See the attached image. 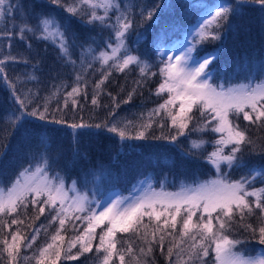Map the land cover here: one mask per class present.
Instances as JSON below:
<instances>
[{"label":"snow or ice","instance_id":"1","mask_svg":"<svg viewBox=\"0 0 264 264\" xmlns=\"http://www.w3.org/2000/svg\"><path fill=\"white\" fill-rule=\"evenodd\" d=\"M50 6L62 8L68 14L63 22ZM252 6H255L264 18V0H234V3L206 5L204 16L194 27L196 37L194 43L181 50L179 55L168 56L159 68L162 79L156 94L167 92L168 98L153 109V113L155 115L166 113L171 120V126L176 129L174 135L160 138L175 142L179 136H184L185 130L193 121L194 116L190 113H193L195 108L202 121L192 131L199 133L211 131L218 134V138L211 142L213 151L204 157L205 161L215 169L216 177L197 183L194 187L182 186L177 192L163 190L157 192L149 187V190L135 198L114 199L104 206L102 211L97 212L90 206L92 202L87 195L77 194L70 197L65 190L62 177L59 175L54 179L48 177L49 162L46 156L41 155L34 168L31 164L22 168L15 179L7 184L3 178H0V236H3L0 239V245H3L0 248V259L6 254L7 264H16L22 248H31L37 240L40 228L33 229V234L30 236L22 234L19 227L4 235V231L11 229L13 225L25 224L31 206L33 211L38 210L39 213L35 219L38 220L47 212L51 215L49 226L58 221L56 234L51 237L53 242L63 239L60 232L69 221L73 224L77 220L86 222L87 227L69 245L70 253L71 248L79 244L76 255H66V258L72 260L93 250L91 241L97 235L96 229L106 224L99 233V243L95 245L100 264H110V262L114 264L113 256H118L120 264H126V255L131 257L128 264H145L142 257L152 253L157 240L163 254L166 238L175 239L174 233L177 231L181 239L167 248L169 264H173L171 258L174 255L178 264H209V260L213 257L214 264H264V248L256 255H249L251 250L245 247L248 240L236 238L234 231L242 228L244 232L250 233V239L264 246V143H258L248 134L249 125L264 129V79L254 82V76L249 75L246 83L228 87L223 84L213 85L210 83L212 73L209 68L218 60L220 49L207 52L203 56L196 54L198 46L205 42L226 39L233 28L232 20L242 14V9ZM156 12V8H151L146 10L145 14V10L142 9L140 16L145 20H153ZM73 18L82 19L89 25H99L101 31L110 30L109 39L103 41L107 50L95 54V49L92 48V44H95L94 40L88 43L87 47L78 44L79 38L70 31ZM17 19H21L19 27L15 23L11 28L7 26L8 21ZM0 21L5 23V27L0 29V39H7L9 48L12 46L13 37H18L28 49L32 48L33 41H43L52 44L58 50L60 60L75 65L72 51L80 47L82 67L91 57L102 66L107 65L118 72H124L134 65L139 68L142 78L156 75L151 72L152 66L140 55L133 54L134 50L128 46L127 40L134 28L135 20L126 8L121 9L117 0H41L38 4L33 3L31 10L22 2L0 0ZM143 37L144 33H137V40L134 43L138 44ZM18 59L10 53L0 59V77L5 81L8 77L4 65L9 61L17 62ZM23 62L27 64L28 60L25 59ZM88 67H92L91 63ZM261 73L264 74V63L261 65ZM110 74V72L105 73L103 78L97 81L96 89H100ZM29 79L35 80L36 77L30 76ZM76 80L79 83L83 77L78 74ZM137 84L140 85V82L138 81ZM9 86L12 88L15 102L19 104L20 116H13L10 120L13 131L8 132L7 126L0 129V163L7 160L12 150L10 139L12 136L19 137L17 151L30 145L34 139L38 140L45 152L48 150L49 137L36 125L29 126L24 120L25 116L66 125L72 129L74 141L81 136L89 135L90 131L85 130L93 127L107 128L109 132L116 133L121 140L147 138L143 130L138 131L134 137L128 135L127 125L120 128L117 125L109 127L107 124L91 125L84 122L67 124L62 118H53L49 121L47 101L27 111L29 107L25 102L27 97L21 98L17 95L14 83H10ZM78 91V87H74L68 96ZM131 96L132 93H129V99ZM177 102L179 107L174 112L170 111L169 106H175ZM92 103L97 104L95 95ZM241 118L248 122L244 128H241L237 122ZM140 127L146 129L151 127V124H143ZM207 144L208 141L203 139L192 140L190 151L201 152ZM246 152L249 158H246ZM250 157L259 159L253 162ZM238 170H245V174L237 180L229 179L232 171ZM2 175L0 173V177ZM257 184L261 186L256 187ZM72 190L75 191V182ZM70 212L74 215H69ZM77 213L83 215H75ZM145 216L156 224L151 237L145 231L143 244L147 247L139 249L140 256L134 254L131 243L126 249L121 248L117 251L119 241L116 239V234L131 233L139 237ZM161 217H164L162 223ZM194 217L196 220L193 219ZM253 217L255 224L248 222ZM8 236L11 237L10 240ZM185 240L188 243H185ZM238 245L241 246L242 251L236 250ZM61 251L62 249L54 243H47L39 249V254L34 256L36 264H46V261L55 264L51 257L54 255L55 260H59Z\"/></svg>","mask_w":264,"mask_h":264},{"label":"trees","instance_id":"2","mask_svg":"<svg viewBox=\"0 0 264 264\" xmlns=\"http://www.w3.org/2000/svg\"><path fill=\"white\" fill-rule=\"evenodd\" d=\"M211 1L117 0L121 9L126 8L135 20L127 44L134 50L133 54L140 55L152 66L151 72L156 75L149 78H142L139 68L134 65L124 72H118L110 69L107 65L102 66L91 57L82 67L80 47H76L72 51V60L75 61V65H73L60 60L58 50L52 44L33 41L32 48L28 49L19 41L18 37H13L12 46L9 48V41L0 39V59L9 53L19 58L17 62L9 61L4 65L8 80L5 81L0 77V129L7 126L8 132L13 131L10 120L13 116H20L19 104L15 102L12 88L9 86L10 83H14L17 95L21 98L27 97L25 101L29 105L27 111H31L37 105H43L47 101L49 121L53 118H62L67 124L84 122L91 125L107 124L109 127L117 125L120 128L127 125L128 135L134 137L138 131L143 130L147 136L146 139L140 140H121L116 133L109 132L107 128L96 129L93 127L90 130H85L90 131L89 135L81 136L74 141L72 129L66 125L25 116L24 120L29 126L36 125L49 137L50 146L45 152L38 140L34 139L30 145L17 151L19 137H10L12 150L9 152L7 160L0 163V173L3 174L0 178H3L7 184L15 179L22 168L29 167L30 164L34 168L41 155H44L49 162L48 176L55 178L59 175L63 178L66 187L73 186V182H75V189L79 193L87 195L89 201L92 202L90 205L92 208L95 202L100 201L111 191H118L121 194L129 193L137 183L143 180L149 181L158 190L177 192L182 186H194L215 178L216 171L205 161L204 157L213 151L211 142L218 138V134L211 131L204 133L192 131L202 121L199 112L195 108L193 109V113H190L194 116L193 121L185 130V135L179 136L175 142L160 138L176 133L167 114L162 112L160 115H155L153 113V109H156L168 98L167 92L156 94L162 79L159 75V68L162 66V61L167 60L161 54L162 49L167 44L181 38L182 34L197 22L200 7L211 4ZM221 1L234 3V0ZM18 2L27 4L31 10L32 4H38L41 0H13V3ZM50 7L55 10L62 22L68 16L62 8ZM151 8L157 9L155 19H143L140 16L141 10H145L146 14V10ZM100 14L103 13L100 12ZM112 19L114 20L115 17L113 16ZM13 23L19 27L21 19L8 21L7 26L11 28ZM232 24V30L223 41L205 42L198 46L196 54L199 56L217 48L220 49L218 60L209 68L212 73L210 83L213 85L227 86L246 83L249 75L254 76V82L264 79V74L261 73V65L264 63V18L261 17L255 6L245 7L242 9V14L232 20ZM4 27L5 23L0 21V29ZM70 31L79 38L78 44H84L85 47L94 40L95 44H92V48L95 49V54L98 55L100 51L107 50L103 41L109 39L110 30L101 31L99 25H89L82 19L73 18ZM137 33H144L143 39L138 44L134 43L137 40ZM25 59L28 60L27 64L23 62ZM89 63L92 65L91 68L88 67ZM107 72L111 73L110 76L100 89H96L97 81L101 80ZM78 74L83 77L79 83L76 80ZM30 76H35L36 79L31 80ZM138 81L140 85L137 84ZM74 87H78V93L68 96ZM129 93H132L131 99H129ZM94 95L97 100L96 105L92 103ZM126 100L128 102L124 103ZM178 107V104L174 107L169 106V110L174 112ZM41 110L43 109L41 108ZM129 122L131 123L129 124ZM237 122L241 128H244L248 123L242 118ZM143 124H151V127L142 129L140 126ZM248 134L258 143H264V129L249 125ZM199 139L208 141L207 146L201 152L190 151L191 141ZM246 158H249L247 152ZM250 159L256 162L259 158L250 157ZM8 161L12 162L8 163ZM225 171L228 170L225 169ZM244 174L245 170L232 171L229 179L237 180ZM255 186L260 187L261 185ZM37 215H39L38 210L33 211L30 206L29 218L24 225H13L11 229L4 231V235H6L8 231H15L19 227L22 234L30 236L33 234V229H41L33 246L27 249L22 248L16 264H36L34 256L38 255L39 249L47 243H54L62 249L59 260H55L54 255L51 257L55 264H93L95 262L97 239L91 252L81 255L75 260L66 258L67 254H77L79 244L71 248L70 253L69 245L87 227L86 222L82 223L77 220L73 224L72 221H69L64 230L60 232L63 239L53 242L51 237L56 234V229L59 227L58 221L49 226L51 215L46 212L38 220L35 219ZM6 219L10 220V218ZM163 219L164 217H161V223ZM193 219L196 220V217ZM248 222L256 223L254 217ZM155 224V221L150 222L145 216L139 237L131 233H117L116 239L119 241L117 251L121 248L126 249L131 243L134 254L139 257V249L147 247L143 244L144 233L147 231L151 237ZM100 231L98 229L97 233L99 234ZM234 231L236 238L248 240L245 247L251 250L249 255L264 248V246L258 245L255 240L250 239V233L244 232L242 228L234 229ZM174 237L175 239L166 238L163 254L157 240L152 253L147 257H142L145 264H169L167 248L181 239L179 231L174 233ZM2 238L3 236H0V239ZM8 239L10 240L11 237L8 236ZM185 243L188 241L185 240ZM2 247L3 245H0V248ZM236 250L242 251L243 249L238 245ZM25 257L30 259H24ZM171 259L173 264H178L175 255ZM125 260L128 264L131 257L126 255ZM112 261L114 264H120L118 256H113ZM0 264H7L6 254L3 259H0ZM46 264L49 262L46 261ZM209 264H214V257L209 260Z\"/></svg>","mask_w":264,"mask_h":264},{"label":"rangeland","instance_id":"3","mask_svg":"<svg viewBox=\"0 0 264 264\" xmlns=\"http://www.w3.org/2000/svg\"><path fill=\"white\" fill-rule=\"evenodd\" d=\"M216 3H222V2H219V1H216V0H212L211 1V4H216ZM205 11H206V8H203L201 10V14L199 16V19H197V22L189 29V31L187 33H185L183 35V37H182V39H181V41L179 43H176L174 45L168 46L167 48H164L163 54H166L165 56H167V58H168V56L179 55L181 50L185 49L186 47L191 46L192 40L196 39V37L194 36V27L198 25V23L200 22L201 17L204 16V12ZM228 86H230V85H227L225 87H228ZM177 104L179 105V102H177ZM171 107H174V106H171ZM49 178L50 179H54V178H51V177H49ZM212 179H214V178H212ZM208 180H210V179H208ZM205 181H207V180H205ZM141 182H143V183H141ZM141 182L129 194L118 195V194H115V193H113V194L110 193L105 198L100 200V202H95L96 206L94 208L97 210V212L102 211L103 207L107 206L112 200L117 199V198H135V197L141 195L143 192L149 190V187L156 191V189H154L153 186L150 183H148L147 181H141ZM64 186H65V184H64ZM72 188H73V186H70V187H66L65 186V190L68 191V194H69L70 197L71 196H75L77 194H81V193L78 192L77 189H75V191H73ZM71 214L72 213L70 212L69 215H71ZM105 227H106V224L100 225L99 227H97L96 233H97L98 229L100 231V230H102ZM96 239H97V243H96V245H97L99 243V234L98 233H97L96 237L94 239H92V241H91V243L93 245L95 244ZM258 252L259 251L254 252L253 255H256ZM101 258H102V253H101ZM93 264H100V261L98 259H96Z\"/></svg>","mask_w":264,"mask_h":264}]
</instances>
